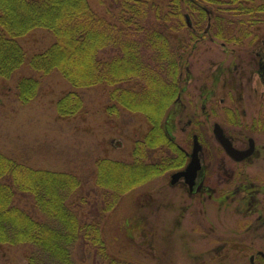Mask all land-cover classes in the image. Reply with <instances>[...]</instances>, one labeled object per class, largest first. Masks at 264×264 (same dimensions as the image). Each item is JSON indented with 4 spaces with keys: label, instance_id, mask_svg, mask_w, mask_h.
<instances>
[{
    "label": "trees",
    "instance_id": "obj_1",
    "mask_svg": "<svg viewBox=\"0 0 264 264\" xmlns=\"http://www.w3.org/2000/svg\"><path fill=\"white\" fill-rule=\"evenodd\" d=\"M99 5L106 7L103 15L88 0H0V77L9 79L25 61L18 39L46 29L55 42L32 58V70L58 71L75 88L110 87L113 101L154 123L150 135L136 143L131 163H98L97 185L107 211L124 193L159 174L157 163L146 164V146H160L157 122L179 91L181 70L200 39L209 32L235 44L251 37L253 27L264 23V0H171L165 9L152 0H99ZM38 91L39 81L25 77L16 92L27 104ZM82 107L83 98L74 91L57 102L64 118ZM79 187L69 172L35 169L0 152V243L37 248L40 254L31 253L26 264H47L46 256L52 264H75L72 252L81 240L103 254L100 221L83 220L76 211ZM22 196L34 200L43 220L18 205Z\"/></svg>",
    "mask_w": 264,
    "mask_h": 264
},
{
    "label": "rangeland",
    "instance_id": "obj_2",
    "mask_svg": "<svg viewBox=\"0 0 264 264\" xmlns=\"http://www.w3.org/2000/svg\"><path fill=\"white\" fill-rule=\"evenodd\" d=\"M88 1L99 14L105 13L106 7L99 5V0ZM169 1L152 0V3L165 8ZM207 7L213 10V4ZM253 30L255 41H263L264 23L255 25ZM18 42L25 52L23 65L9 79L0 77V152L35 169L69 172L78 179L80 187L76 202L80 205L76 211L83 220L100 221L99 232L106 249L102 254L93 244L78 241L72 252L75 264H111V261L117 264H251L250 257L255 256V250L246 248L241 251L226 244L227 240H236V243L247 240L227 236L238 217L227 215L224 211L215 210L212 215L206 213L207 204L190 199L181 190L170 188L168 175L149 177L104 211L103 193L97 185L98 163L103 159L131 163L134 159L133 147L150 132L149 118L113 101L110 87L75 88L58 71L43 74L32 70V58L55 42L50 31L35 29L20 37ZM242 46L233 56L230 52L233 45L228 46L230 51L226 53L220 40L210 42L205 38L198 43L181 70V86L187 82V93L181 107L187 106L190 112L185 110V114L192 115L195 111L201 121L205 120L201 113L204 102L201 92L212 85L218 86L214 104L218 103V108H222L219 101L224 93L220 88L224 82L223 79L217 82L216 69L230 63L235 68V63L249 58L247 55L252 48L248 47V41ZM25 77L39 81L37 96L27 104L18 100L16 92L18 82ZM254 80L252 85L261 91L262 85L257 77ZM229 81L235 83L231 77ZM71 91L82 96L83 107L72 117H60L58 99ZM174 97L169 102L172 103ZM158 98L153 100L156 106L161 102ZM167 103L160 107H166ZM252 103L253 106H247L254 115L253 111L261 105L259 103L258 107L256 100ZM164 111L162 118L166 115ZM158 113H155L156 116ZM217 117L222 118V114ZM181 127L174 133L183 141L185 135ZM259 141L264 144V137H260ZM153 152L157 156L159 151ZM257 165L264 166V161ZM17 203L39 221L44 219L31 197H19ZM257 245L263 246V239L257 241ZM33 252L40 254L31 245L0 243V264H26ZM257 259L255 263H259ZM45 260L47 264H52L48 256Z\"/></svg>",
    "mask_w": 264,
    "mask_h": 264
},
{
    "label": "flooded vegetation",
    "instance_id": "obj_3",
    "mask_svg": "<svg viewBox=\"0 0 264 264\" xmlns=\"http://www.w3.org/2000/svg\"><path fill=\"white\" fill-rule=\"evenodd\" d=\"M252 34L237 44L220 40L226 53L230 51L228 46L233 45L230 51L233 56L247 41L248 47L252 48L247 55L249 58L235 63V68L230 63L216 69L217 82L220 79L224 82L220 88L224 95L219 101L222 108H218V103L214 104L218 86L212 85L201 92L204 100L201 113L205 120L201 121L195 111L192 115L185 114L188 107L182 108L181 104L187 93L186 79V84L178 88L173 102L165 109L166 115L157 122L159 136H162L159 152L157 156L153 155L157 149L151 150L147 144L146 164L157 163L159 175H168V186L183 191L190 199L207 204L206 213L212 215L216 210L236 215L238 220L233 221L227 236L247 240L238 243L227 240L226 244L241 251L246 248L255 250L250 263L264 264V245H257L262 239L264 243V166L257 165L264 161V144L259 141L264 137V40L255 41L254 30ZM206 35L210 42L219 40L211 32ZM185 69L188 71L189 67ZM211 76H214L213 72ZM230 77L235 83H230ZM256 77L262 85L261 91L252 85ZM180 79L183 81L182 73ZM255 100L261 107L254 110L253 115L248 106H253ZM220 114L222 118L219 119ZM150 125L146 136L154 128V123ZM180 126L185 135L183 141L174 133ZM216 132H219L220 139ZM256 259L259 263H255Z\"/></svg>",
    "mask_w": 264,
    "mask_h": 264
},
{
    "label": "water",
    "instance_id": "obj_4",
    "mask_svg": "<svg viewBox=\"0 0 264 264\" xmlns=\"http://www.w3.org/2000/svg\"><path fill=\"white\" fill-rule=\"evenodd\" d=\"M188 25H191L190 22H188ZM216 134L218 135V138L220 139L219 132H216Z\"/></svg>",
    "mask_w": 264,
    "mask_h": 264
}]
</instances>
